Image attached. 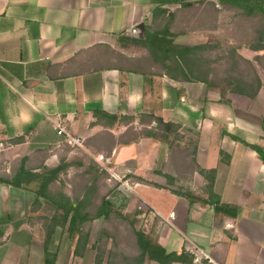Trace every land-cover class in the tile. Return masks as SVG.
<instances>
[{
  "label": "crops",
  "instance_id": "obj_1",
  "mask_svg": "<svg viewBox=\"0 0 264 264\" xmlns=\"http://www.w3.org/2000/svg\"><path fill=\"white\" fill-rule=\"evenodd\" d=\"M193 2L218 6L219 0H0V159L10 163L46 151L43 164L49 166L63 150L52 128L60 119L83 139L85 155L149 180L133 182L125 213L137 230H154L167 254H183L170 264H190L185 248L191 243L218 264H264V163L249 146L264 153V87L253 97L227 92L223 98L202 82L127 69V57L144 52L127 39L145 37L155 8L173 13L176 43L203 44L214 36L210 23L199 27L198 15L193 19ZM239 53L264 84L254 60L261 52L245 47ZM94 108L119 119L103 126ZM146 114L178 124L177 142L183 146L196 143L193 164L213 171V199L202 191L206 180L197 171L173 176L193 199L147 176L166 175L168 166H182L183 159L177 150L171 153L163 125L143 120ZM131 130L140 137L132 140ZM34 197L30 190L0 183V264H42L43 231L29 210ZM216 204L232 214L217 212ZM53 213L50 205L42 214ZM68 235L67 240L51 237L48 250L56 253L55 264H93L90 241L74 255ZM141 264L160 263L146 256Z\"/></svg>",
  "mask_w": 264,
  "mask_h": 264
},
{
  "label": "trees",
  "instance_id": "obj_2",
  "mask_svg": "<svg viewBox=\"0 0 264 264\" xmlns=\"http://www.w3.org/2000/svg\"><path fill=\"white\" fill-rule=\"evenodd\" d=\"M221 6H228L238 10L247 17L260 16L261 22L257 25L255 36L252 40H248L246 48L254 51H260V54L254 56V60L262 68L264 72V0H219ZM205 4V5H204ZM191 4H184L187 7ZM214 4L204 2H193V11L198 14V18L204 23L209 21V18H203L201 13L206 12L208 9L215 10ZM153 23L145 27V37L143 39L129 38L127 41L136 47L144 50V52L133 58L127 57L128 70L141 73L142 75H165L176 81L186 82H202L208 89L217 90L221 97H225L227 92L239 93L248 97H253L264 84L258 77L252 62L246 59L239 53V46H231L230 43L221 40L214 44V41L209 40L203 44L186 45L176 43L174 37L178 34L173 32V19L174 15L168 10L162 8H155L152 14ZM246 18V17H245ZM211 29L213 23L209 24ZM251 32V31H250ZM220 51L216 56L212 57L213 51ZM244 62L248 66L247 78L236 72V68ZM216 63H222L224 66L223 73H217ZM250 76H249V74ZM93 114L96 117L97 123L103 126H110L119 118L110 115L100 108H94ZM143 120L155 121L161 123L165 130L166 142L174 155L176 150L174 141L182 138L179 133V125L173 122H163V120L152 114H146ZM131 120V118H127ZM129 136L132 140L140 137L141 133L129 131ZM190 148L186 149L187 153L182 150H177L179 156L183 157V165L185 170L192 173L193 171L199 172L206 180V184L202 191L208 194V198L213 199L212 193L213 185V171L205 170L195 163L193 164L196 143L189 142ZM253 148L262 158L264 163V153L256 145H249ZM189 147V146H188ZM187 147V148H188ZM181 151V152H180ZM49 152L37 151L30 157H21L9 163L10 170L7 171V162L0 164V183L8 186H14L26 190H30L35 194L31 203L30 211L36 212L42 206L41 199L47 202L54 209L53 215L49 218L46 216H38L41 220V227L39 228L44 232V254L42 264H55L56 253L48 250V244L56 227H68L70 232V239L74 243L73 254L78 255L88 243L90 237V223L97 218H109L112 211V203L107 199V196L100 198L99 204L96 206L95 211L91 213L87 208V203L90 197L94 196V185L98 179L104 175V170L100 169V164L96 162L91 156L87 155L84 168L81 173L85 176V189L82 196L79 198L75 196L72 198L70 194L65 193L64 190L54 192L52 187L58 182L59 177L66 173V164H57L54 166H47L43 164ZM179 157V158H181ZM3 163V162H2ZM2 165V166H1ZM174 167V165H173ZM80 173V174H81ZM106 174V173H105ZM180 176L182 174H179ZM185 175V174H183ZM136 181L148 183L147 181L135 177ZM172 179H174L172 177ZM35 184V188H31V184ZM90 183V184H89ZM171 192L184 195L186 198L193 199V194L189 191H180L174 188L170 189ZM215 210L217 212H226L229 215L230 208L216 204ZM115 215L121 219L125 224L122 228L127 238L130 236L129 241L133 239L131 245L133 247L130 254L121 256L120 252L115 250L116 239L112 234H106L105 231L101 232L100 242L92 245V249L96 250L93 258V264H102L105 255H107L106 264H141L143 259L148 256L150 259L160 264H170L172 261H180L183 259V254H167L156 242L154 237L155 231L152 230L148 234H144L137 230L131 220L123 213L114 211ZM234 214V213H233ZM111 218V217H110ZM112 239L111 248L107 251L106 241ZM104 241V245L102 242ZM131 243V242H130ZM97 245V246H96ZM107 251V253H106ZM120 255L122 258L117 259ZM191 261V257L187 259Z\"/></svg>",
  "mask_w": 264,
  "mask_h": 264
},
{
  "label": "rangeland",
  "instance_id": "obj_3",
  "mask_svg": "<svg viewBox=\"0 0 264 264\" xmlns=\"http://www.w3.org/2000/svg\"><path fill=\"white\" fill-rule=\"evenodd\" d=\"M215 10H207L206 12H202L201 16L203 18H209L208 23H213V31L216 32L213 37H210L209 40L214 41V44L217 43L218 41L224 40L228 43L231 44V46H239L238 48H245L246 44L248 43V40H252L253 37L255 36V30L257 28V25L259 22H261V17L260 16H252V17H247L244 15H239L242 14L238 10L234 8H230L228 6H221V4L218 2V6L214 4L213 6ZM239 12V14H238ZM198 14L193 11V19L195 16ZM205 22L201 23L198 22V26H204ZM184 24L181 26V28H184ZM178 27V26H177ZM251 31V32H250ZM193 42V41H191ZM220 51L216 50L212 52V57L216 56ZM264 64V60H262ZM217 65V73H223L224 71V66H222V63H216ZM236 72L247 78V72H248V66L244 62H240L238 67L236 68ZM249 74V73H248ZM250 76V74H249ZM146 120V119H145ZM181 141V138H178L177 140L174 141V144H178V147L175 146L174 150H182L183 149H189L190 144L187 141L186 144L183 146L182 142H177ZM60 146L63 148V150L59 153V155L54 158L52 163L49 166H54L57 164H60L59 161L62 159V164L67 165V171L65 174L61 175L59 177L58 182L52 187L54 192L58 190H64V192L70 194L72 198L81 197L83 194V191L85 189V176L81 173L82 168H84V164L87 163L86 157L89 154H84L81 152L82 150L80 148H69L67 145H65L62 140H59ZM62 144V145H61ZM64 145V146H63ZM189 146V147H188ZM188 147V148H187ZM182 153V159H184ZM91 156L93 159L94 157ZM95 160V159H94ZM96 161V160H95ZM97 162V161H96ZM0 164H3L1 159H0ZM2 166V165H1ZM7 168H4L7 171L10 170L9 168V162L6 165ZM100 169L104 170V175L101 176L97 182H93L92 185H94V196L90 197V201L87 203V210H89L91 213L95 211L96 206L100 202V198L102 196H107V199L111 201L112 203V210L121 212L128 216L130 218V214L125 213L126 208L128 207V198L126 197V192H131L133 190V182L136 180L135 176H132V171L129 169H124V168H112L109 167L108 164H100ZM188 172V173H186ZM81 173V174H80ZM106 173V174H105ZM166 175H160V174H147L152 179H155L159 181L157 183L158 185H162L163 187H166L168 189L174 188L180 191H186L188 190L187 187L183 186L180 183L174 182V179H172L173 176L176 175V177L180 176L179 174H185V175H190L191 173L187 170H185V167H171L168 166L165 172ZM159 176V177H158ZM148 177V178H149ZM161 177V178H160ZM174 178V177H173ZM149 181L148 179H146ZM90 184V183H89ZM31 188H35V184L32 183ZM130 201V200H129ZM44 202V201H43ZM48 206H50L47 202H44V204L39 208L38 211H36V217L38 216H45L44 212H48ZM43 207V208H42ZM42 208V209H41ZM112 211L111 213V218H104L100 217L97 219H94L90 223V247L92 249L93 244H98L100 242V237H101V232L105 231L106 234L111 233L112 239L113 237L116 239V245H115V250L122 253L120 254L121 256L130 254L132 252L133 247L131 245H135L132 243V240L130 239V236L128 234L127 238L124 235L125 232L123 231V224H125L121 219H119L116 215L115 212ZM27 213L22 214V218L26 220ZM37 223H38V228L41 227V220L37 218ZM136 225L138 226L137 222H135ZM140 228V226H138ZM69 230L66 231V228H56L52 235V239H61V240H67L69 238L68 235ZM44 236V232H43ZM112 239H109L106 241V249L107 251L109 248H111V242ZM71 241V239H70ZM131 242V243H130ZM104 245V241L102 242ZM96 245V246H97ZM54 246L51 248V250H54ZM106 251V253H107ZM95 252H97L95 250ZM118 255L117 259H121L122 257Z\"/></svg>",
  "mask_w": 264,
  "mask_h": 264
},
{
  "label": "built area",
  "instance_id": "obj_4",
  "mask_svg": "<svg viewBox=\"0 0 264 264\" xmlns=\"http://www.w3.org/2000/svg\"><path fill=\"white\" fill-rule=\"evenodd\" d=\"M132 32L135 33L136 30L133 29ZM52 128L57 136L60 137L62 142L68 147H83V139L76 134H72L60 119H55L52 121ZM185 249L191 257L190 264H218V262L212 257L210 252L197 244L191 243L186 246Z\"/></svg>",
  "mask_w": 264,
  "mask_h": 264
}]
</instances>
